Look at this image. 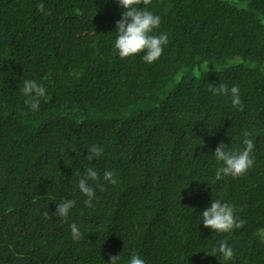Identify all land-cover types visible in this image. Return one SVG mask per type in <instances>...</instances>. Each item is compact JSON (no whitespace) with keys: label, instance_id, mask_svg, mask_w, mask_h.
<instances>
[{"label":"trees","instance_id":"16d2710c","mask_svg":"<svg viewBox=\"0 0 264 264\" xmlns=\"http://www.w3.org/2000/svg\"><path fill=\"white\" fill-rule=\"evenodd\" d=\"M137 7L168 35L151 64L114 48L117 0H0V264H128L133 253L146 264H264V0ZM25 80L46 89L38 111ZM221 83L239 87L243 111L209 91ZM245 131L254 165L216 180L217 145L242 150ZM93 145L103 152L88 161ZM90 166L101 179L86 207L77 185ZM68 199L64 222L54 213ZM217 199L242 228L203 226ZM221 241L230 261L211 256Z\"/></svg>","mask_w":264,"mask_h":264},{"label":"clouds","instance_id":"9594fccd","mask_svg":"<svg viewBox=\"0 0 264 264\" xmlns=\"http://www.w3.org/2000/svg\"><path fill=\"white\" fill-rule=\"evenodd\" d=\"M122 7L123 12L121 19L116 23V39L114 48L121 59L136 56L144 53L143 60L146 63H153L159 59L163 53L164 46L168 43L167 33L159 35L154 34V30L160 26V17L153 14L152 11L138 8L143 3L145 6L151 3V0H117ZM40 12H45L44 5L41 3L37 6ZM45 14H50L45 12ZM23 95L27 98V104L32 111H38L41 98L45 97L46 89L43 85L34 80H25L23 84ZM209 91L216 96L230 95L233 107L243 111V103L240 98L238 86H232L230 89L226 84L212 85L209 84ZM252 133L245 131L243 133V149L231 150L223 142L217 145L214 151V157L220 166L216 169L215 179L221 180L224 177L231 176L238 178L243 176L253 165L254 141L249 139ZM103 148L93 145L88 150L86 159L92 161L94 157H99ZM79 175V173L77 174ZM101 177L95 167H88L85 173L78 181V189L87 199L84 201L86 207H92V201L95 198V189L89 183L100 181ZM103 181L115 185L118 183L113 171H105ZM101 191L104 190L102 183L97 185ZM51 198L44 204L47 205ZM74 200H63L56 206L54 215L63 218L67 222L70 209L75 206ZM47 216L48 213H45ZM53 215V214H51ZM202 223L205 228L217 233H228L234 229L244 226L245 221L240 220L235 215V210L227 203L220 200H212L210 206L202 211ZM72 239L78 241L82 238V233L76 224L70 225ZM219 253L225 261H230L234 256L233 249L225 242L221 241L218 248H214L212 255ZM119 256H110L109 264H117ZM128 264H146L145 260L138 254L131 255Z\"/></svg>","mask_w":264,"mask_h":264}]
</instances>
